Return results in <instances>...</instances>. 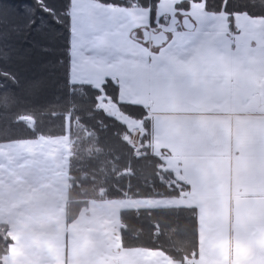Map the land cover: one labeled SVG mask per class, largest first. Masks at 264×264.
<instances>
[{
	"label": "snow or ice",
	"instance_id": "obj_1",
	"mask_svg": "<svg viewBox=\"0 0 264 264\" xmlns=\"http://www.w3.org/2000/svg\"><path fill=\"white\" fill-rule=\"evenodd\" d=\"M256 95L264 98V0H0V165L32 156L47 174L66 163L72 189L114 181L116 198L142 202L124 211L134 221L145 212L154 237L194 230L199 245L216 227L223 161H245L249 137L264 152V120H237L233 144L229 114ZM162 141L192 143L191 173L168 166ZM197 189L208 199L177 203ZM122 223L121 239L136 238Z\"/></svg>",
	"mask_w": 264,
	"mask_h": 264
},
{
	"label": "crops",
	"instance_id": "obj_2",
	"mask_svg": "<svg viewBox=\"0 0 264 264\" xmlns=\"http://www.w3.org/2000/svg\"><path fill=\"white\" fill-rule=\"evenodd\" d=\"M125 15L117 12V22H122ZM243 23L253 27L251 21ZM126 51L132 53L134 49ZM136 59L135 55H127V66ZM125 98H130L127 91ZM261 104L264 98L256 95L249 101L247 110L229 114L233 120L234 146L236 121L255 125L264 120ZM160 115L168 119L175 114ZM160 147L169 149L170 168H188L191 173L196 149L190 141L182 148L162 141L157 151ZM247 147L250 154L242 163H237L235 154L223 161L222 208L218 222L215 228L202 231L198 255L185 264H264V152L252 137L248 138ZM65 149L70 154L69 146ZM34 174L36 169L33 174L30 170L13 178L15 197L4 187L0 189V223L9 225L14 242L4 264H183L159 250L121 248V213L141 207L137 205L140 202H130V199L92 201L88 211L81 212L68 226V168L65 177H51L49 186L43 188L45 193L38 178L32 177ZM4 175L2 173L3 178ZM6 177L3 180L9 183ZM209 195L197 189L189 199L177 203L199 204ZM214 203L209 200L210 205Z\"/></svg>",
	"mask_w": 264,
	"mask_h": 264
},
{
	"label": "trees",
	"instance_id": "obj_3",
	"mask_svg": "<svg viewBox=\"0 0 264 264\" xmlns=\"http://www.w3.org/2000/svg\"><path fill=\"white\" fill-rule=\"evenodd\" d=\"M17 7L19 4L23 2V0H15ZM112 6V5H109ZM59 43H63V41H59ZM62 50V49H61ZM83 135V133H81ZM93 146V155L95 156ZM70 149V146H69ZM98 160L106 159L105 156H100L97 158ZM96 161H93L95 164ZM91 171V170H89ZM151 170H149L150 172ZM69 175V174H68ZM101 175V174H97ZM71 177L69 176V188H68V196L66 203V221L69 226L78 218L79 214L83 211H88L90 202L92 201H102V200H122L123 198H116L119 196L117 192L112 190V184L114 181H109L107 185H104L103 181L97 180L95 184H92L91 181L85 182L84 186L80 189H72L70 183ZM121 184L123 181L120 182ZM139 183L138 180H134L133 184ZM108 189L107 191L105 189ZM137 215V213L123 211L121 213V224L122 228L124 227L123 221H128L132 225V232H135V237L131 232H124L122 237V246L125 249H150V250H159L164 252L167 256L175 261H180L183 264L187 262V260L195 259L198 255V244H197V236L195 233L194 243L186 244L181 243L178 245V249L175 245L170 242L167 238L166 233L169 230H164L163 234L159 237H154L151 234V229L148 224V215L145 212L139 213L141 216V220L134 221L132 218ZM171 232V231H169ZM0 237L10 238L11 242L8 243L7 248H5V241L0 240V261H5V258L9 255L10 248L13 245V239L10 234V227L6 223H0ZM180 249V250H179Z\"/></svg>",
	"mask_w": 264,
	"mask_h": 264
},
{
	"label": "rangeland",
	"instance_id": "obj_4",
	"mask_svg": "<svg viewBox=\"0 0 264 264\" xmlns=\"http://www.w3.org/2000/svg\"><path fill=\"white\" fill-rule=\"evenodd\" d=\"M32 70L37 72V73L39 71H41L39 66H35ZM110 111H112L113 114H116L114 107H111ZM133 139H136V137H133ZM65 148H67V146H65ZM35 160H36L35 157L27 156L24 159H18L16 161L12 162L11 166L9 167L7 157H5V163L3 165H0V168H2V171H0V189H2L4 187L6 189L7 193H10V195L12 197H15L16 194L14 193V189H16V188L13 187V183H14L13 182V178L15 176H18L22 172L29 173L30 170H31V172L33 174L35 169H36V174L32 175V177L36 176L38 178L39 183L41 184V187H42V188L40 187L41 189H43L46 186H49V184L51 182V177L58 176L59 178H62V177H65V175L67 174L66 163H64L63 167H61L59 170H54L53 172H50V173H47V174H43V173L40 172V168L37 165V163L35 162ZM26 169H28V170H26ZM2 173L5 174L4 178L7 176L6 179H8L9 183H6V181H4L5 179L2 177ZM45 192L46 191L43 189V193H45ZM130 202H132V201H130ZM141 203L142 202H140L137 205H141ZM169 231L166 233L167 238L176 247V248H172V249H178L177 248L178 245L183 243V242L188 244V245L189 244L192 245L194 243V239H195L194 230H190L186 235H183V236L178 235L177 233H175L173 231H171V232H169ZM122 247L123 246L121 244V248Z\"/></svg>",
	"mask_w": 264,
	"mask_h": 264
},
{
	"label": "built area",
	"instance_id": "obj_5",
	"mask_svg": "<svg viewBox=\"0 0 264 264\" xmlns=\"http://www.w3.org/2000/svg\"><path fill=\"white\" fill-rule=\"evenodd\" d=\"M137 143H138V140H137Z\"/></svg>",
	"mask_w": 264,
	"mask_h": 264
}]
</instances>
